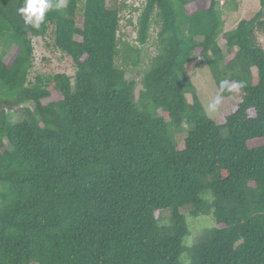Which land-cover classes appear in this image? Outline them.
Listing matches in <instances>:
<instances>
[{"label":"trees","instance_id":"16d2710c","mask_svg":"<svg viewBox=\"0 0 264 264\" xmlns=\"http://www.w3.org/2000/svg\"><path fill=\"white\" fill-rule=\"evenodd\" d=\"M107 2L67 0L36 29L21 0H0V264H264V0L230 31L220 0H144L136 40L158 26L156 54L132 80L116 60L137 68L140 49H119ZM50 28L75 74L29 82ZM197 61L217 94L243 85L218 122L188 73ZM199 216L214 226L187 245Z\"/></svg>","mask_w":264,"mask_h":264},{"label":"rangeland","instance_id":"374dc122","mask_svg":"<svg viewBox=\"0 0 264 264\" xmlns=\"http://www.w3.org/2000/svg\"><path fill=\"white\" fill-rule=\"evenodd\" d=\"M224 4V6H221ZM144 0H108L107 7L113 8L118 7L120 9V26L118 33L119 49L122 44H127L131 47H138L140 49V64L137 68H133L130 64L124 65L121 63V59H117V65L124 69L126 73V78L132 80L136 77L137 72H141L148 66L150 60L156 54V40L158 34V26L155 24L151 25L149 32V38L146 44L138 45L137 43V21L138 17L143 9ZM221 6L223 19L225 21L224 31H230L234 29L241 20H251L257 16L260 12V0H220L219 7ZM264 19V15H262ZM258 45L264 50V34H258ZM53 31L50 28L47 36L44 39L36 38L33 39V60L32 68L28 74V81L32 82L36 76H47L54 74L64 73L69 77H73L75 74V68L70 60L62 52L56 50L53 46ZM225 42L220 38L218 44L223 52L226 50ZM1 49V44H0ZM13 49L9 50L8 54L3 58L6 62L9 56L12 54ZM254 72V71H253ZM188 73L191 77V81L197 90L199 99L206 110L207 115L212 120L218 122L221 117L226 116L229 109L234 107L239 103V98L241 96L238 90L232 91L233 95L227 100H221V103L217 106L215 111L208 110V104L217 95L214 84L212 82L211 76L209 74L207 66L197 61L192 63L188 67ZM52 100H58V96L53 94ZM190 101V97H187ZM2 100V99H0ZM5 101V100H4ZM50 100H44L43 103L47 104ZM24 107L32 108L31 103H27ZM4 113L10 115L13 123L20 122L22 116L11 112L7 106L1 107ZM15 107L13 110H16ZM177 141L179 147L182 146V137L177 136ZM192 218H186V223L188 228L191 223V231L189 238L186 240L187 245L194 239L197 231L201 229H206L214 226V222L211 216H199L196 220Z\"/></svg>","mask_w":264,"mask_h":264},{"label":"clouds","instance_id":"9594fccd","mask_svg":"<svg viewBox=\"0 0 264 264\" xmlns=\"http://www.w3.org/2000/svg\"><path fill=\"white\" fill-rule=\"evenodd\" d=\"M67 0H21L22 6L17 9L18 14L22 17L25 25H30L38 29L45 21L46 14L51 10H60L65 7ZM243 85L239 82H230L222 80L218 86V94L208 104L209 111H215L217 106L221 103L222 94L238 90Z\"/></svg>","mask_w":264,"mask_h":264}]
</instances>
